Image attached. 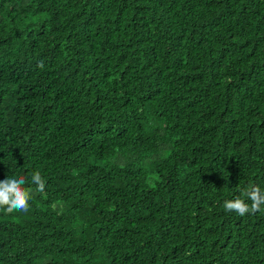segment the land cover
Segmentation results:
<instances>
[{"label":"trees","instance_id":"obj_1","mask_svg":"<svg viewBox=\"0 0 264 264\" xmlns=\"http://www.w3.org/2000/svg\"><path fill=\"white\" fill-rule=\"evenodd\" d=\"M0 264H264V0H0Z\"/></svg>","mask_w":264,"mask_h":264},{"label":"clouds","instance_id":"obj_2","mask_svg":"<svg viewBox=\"0 0 264 264\" xmlns=\"http://www.w3.org/2000/svg\"><path fill=\"white\" fill-rule=\"evenodd\" d=\"M31 183L35 186L36 192H43L46 181L39 171L31 174L30 178L24 176H7L0 181V208L8 213H26L29 210V202L32 199V189L25 185ZM243 197L237 196L234 199L226 200L223 208L226 212H235L243 217L246 214H256L264 211V191L256 185H249L242 190Z\"/></svg>","mask_w":264,"mask_h":264}]
</instances>
